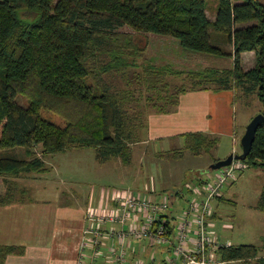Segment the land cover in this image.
Wrapping results in <instances>:
<instances>
[{
    "label": "trees",
    "instance_id": "obj_1",
    "mask_svg": "<svg viewBox=\"0 0 264 264\" xmlns=\"http://www.w3.org/2000/svg\"><path fill=\"white\" fill-rule=\"evenodd\" d=\"M208 1L0 0V205L33 199L17 187L18 178L49 168L44 158L31 156L33 143H41L43 152L50 154L72 146L92 147L100 162L119 157L129 164L132 143L142 140L141 130L146 134L149 113L174 111L180 94L194 89L255 92L264 114V2L217 0L211 18ZM148 33L176 40L183 50L232 57L233 64L187 70L188 83L171 85L166 76L177 71L146 57ZM244 51L254 52L247 68L242 64ZM117 77L126 86L146 84L151 91L144 103L154 102L152 111L138 102L141 95L119 88ZM24 96L27 103L20 102ZM42 107L63 116L64 124L44 117ZM183 136L178 156L183 149L195 154L211 151L219 142L201 131ZM244 160L264 169V121ZM257 206L264 211V184ZM85 238L93 245L96 235ZM25 249L0 244V264L7 254ZM263 251L264 240L262 245L218 248L221 264H264Z\"/></svg>",
    "mask_w": 264,
    "mask_h": 264
},
{
    "label": "rangeland",
    "instance_id": "obj_2",
    "mask_svg": "<svg viewBox=\"0 0 264 264\" xmlns=\"http://www.w3.org/2000/svg\"><path fill=\"white\" fill-rule=\"evenodd\" d=\"M262 1L264 2V0ZM216 4L217 0L208 1L207 11L210 16H213L216 11ZM123 29L132 30L129 27ZM145 36L147 37H144V43L147 42L148 44L146 57L152 58L157 64H167L174 71H177L166 76L171 85L183 81L188 83L187 70H201L206 66H217L216 64L220 61L225 67L232 65L231 57L223 56L222 59L209 53L183 50V47L181 48L176 40L163 38V35L148 33ZM227 48H230V46L227 45ZM249 55L251 54L244 56L243 65L245 67H250L253 64L254 52L252 56ZM142 59L140 61H143ZM135 82L126 86V81L117 77L119 88H128L130 93L134 91V97L141 95L138 102L144 106V110H151L154 102L144 103L147 101L146 94L151 89L148 90L146 84L138 83L139 81ZM237 91L241 94L239 96L241 101L238 100L236 103V116L237 121L241 124L243 123V116L247 112H250L253 116L256 115L261 111L262 104L255 92L243 94L242 90L237 89ZM153 93H151L152 96H155L156 92ZM21 101L27 103L28 98L26 96L20 97ZM40 113L59 124L65 122L63 116L45 107L40 109ZM144 131L141 130L140 132L142 140L132 143L133 154L132 161L129 164L123 163L119 157H112L105 162H100L95 149L92 147L72 146L64 152L50 154L43 152L41 143H33V154L31 156L34 154L41 156L45 159L49 168L45 173L29 172L18 178L17 187L19 190L23 188L25 190L23 194L27 197L36 198L38 195L45 197L47 194H58L61 201L69 199L72 203H85L86 207L89 208L95 207L94 202H100L98 207L105 208L109 205L112 206L113 202L109 199V194L115 189L130 188L136 193L144 194L147 192L146 189L154 188L163 192L162 197H167L168 194L175 191L176 187L181 188L186 182L200 176V173L203 172H200L199 168L209 161L211 154H217L219 143L216 148L201 154L183 149L180 152L181 155L178 156V148L181 149V147H178L177 144L168 150H160V145L157 150L153 141L145 140L146 134ZM221 142L223 147H231V138H225ZM237 148L239 152L242 151L241 138L238 140ZM18 151L25 154L23 148ZM217 169L219 168L213 170ZM202 176L206 175L203 174ZM263 184L264 169L246 163L244 168L237 173L235 180L230 181L228 185L223 187L224 194H222L221 199L212 202L213 211H217L212 227L222 242L262 245L264 240V211L257 206V203ZM20 192L16 194L17 198L21 196ZM147 193L149 194V192ZM96 194H100V199L98 198L97 201L93 200ZM93 204L94 206L91 207ZM86 229H88L87 232ZM86 229L84 234H94L91 232V230L94 231V227L89 226ZM99 229L103 232L108 231L101 228V226ZM85 241L86 239L84 242L82 241V246ZM152 248L148 251L147 257L151 255ZM162 248L167 250L164 246ZM22 254L24 253H9L3 259V263L7 262V258ZM261 254L264 255V251ZM24 260L28 262V259ZM33 260L37 261L38 258Z\"/></svg>",
    "mask_w": 264,
    "mask_h": 264
},
{
    "label": "crops",
    "instance_id": "obj_3",
    "mask_svg": "<svg viewBox=\"0 0 264 264\" xmlns=\"http://www.w3.org/2000/svg\"><path fill=\"white\" fill-rule=\"evenodd\" d=\"M214 15L210 17L214 18ZM246 54L252 56L253 51H244L241 54L242 64ZM218 58L223 59L222 56H218ZM231 60L233 64L232 57ZM216 65L224 67L222 61ZM240 95L235 87L185 91L180 94L179 103L174 111H152L149 113L145 140L153 141L157 150L160 145V150H168L175 144L182 147L184 145L183 134L189 131H201L217 136L219 138L217 154L209 156V161L199 168L203 173L193 178L190 183L196 185L212 181L218 169L210 168L211 163L216 161L214 159H223L230 153L239 152L238 140L244 134L247 123L253 117V114L247 112L243 116V123L240 124L237 121L236 103L240 100ZM225 138H231V147L225 148L221 145V140ZM203 174L206 176H202ZM193 189L194 186L190 188L184 185L181 188L176 187L175 191L168 194L171 202L168 212L178 215L188 207L191 199L195 197L202 199L203 191L198 194ZM146 191L156 199L163 196L161 195L163 192L154 188H148ZM222 194H224L223 191ZM109 195L111 196V193ZM98 198L100 199V194L94 195L93 200L97 201ZM215 200L218 201L219 197L213 201ZM94 203L95 207L89 208L85 203H72L69 199L61 201L58 194H47L45 197L38 195L28 201L14 200L0 205V244H20L26 247L24 254L7 258L5 264H24V262L25 264H111L106 258L107 250L115 241L106 235L107 233L100 238L101 243L99 244L106 256L96 255L88 238H85V244L82 246L87 227L99 225L101 228L109 230L112 224L115 228L120 226L116 222L100 224L90 221L87 218V209H97L100 202ZM93 206L94 204L91 205V207ZM115 206L116 203L113 202L112 206L107 207L114 208ZM154 246L152 248L151 244L145 245L143 242L133 241L128 251L131 252L132 249L134 255L142 256L143 254L145 256L152 248V253L156 259H159L163 255L162 247L159 244ZM37 258V261L33 260ZM24 259H28V262ZM148 262L154 264L155 260H148Z\"/></svg>",
    "mask_w": 264,
    "mask_h": 264
},
{
    "label": "built area",
    "instance_id": "obj_4",
    "mask_svg": "<svg viewBox=\"0 0 264 264\" xmlns=\"http://www.w3.org/2000/svg\"><path fill=\"white\" fill-rule=\"evenodd\" d=\"M235 153V152H234ZM246 161L234 158L230 164L218 169L212 181L196 184L186 182V186L193 188L198 194L203 191L202 199L193 198L188 207L178 215L170 212L169 197L159 199L147 193H136L131 189H115L111 192V200L116 203L114 208L98 207L88 210L87 218L93 223H118L115 228L112 224L107 232L94 227L96 235L93 241L94 253L103 255L100 249L101 237L106 234L114 239L107 250V260L111 264H221L218 248L221 241L214 231L212 202L220 194L223 187L234 181ZM210 216V218H209ZM213 216V217H212ZM212 217V219H211ZM113 226V227H112ZM88 231V229L86 230ZM160 245L163 255L156 259L152 253L149 257L136 256L128 251L131 242Z\"/></svg>",
    "mask_w": 264,
    "mask_h": 264
},
{
    "label": "water",
    "instance_id": "obj_5",
    "mask_svg": "<svg viewBox=\"0 0 264 264\" xmlns=\"http://www.w3.org/2000/svg\"><path fill=\"white\" fill-rule=\"evenodd\" d=\"M264 121V114L262 112L254 115L251 120L247 123L244 134L241 137V152L230 153L227 157L219 159L211 163L210 168H220L227 164H230L231 161L236 159H245L251 149L257 127Z\"/></svg>",
    "mask_w": 264,
    "mask_h": 264
}]
</instances>
